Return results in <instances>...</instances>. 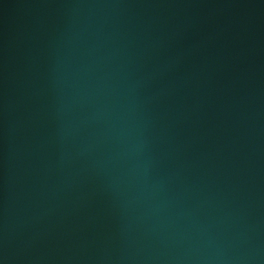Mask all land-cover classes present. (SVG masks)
<instances>
[{
    "label": "water",
    "instance_id": "obj_1",
    "mask_svg": "<svg viewBox=\"0 0 264 264\" xmlns=\"http://www.w3.org/2000/svg\"><path fill=\"white\" fill-rule=\"evenodd\" d=\"M0 264H264V0H0Z\"/></svg>",
    "mask_w": 264,
    "mask_h": 264
}]
</instances>
